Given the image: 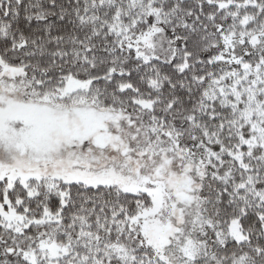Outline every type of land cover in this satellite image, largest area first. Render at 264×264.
Returning a JSON list of instances; mask_svg holds the SVG:
<instances>
[{
  "label": "snow or ice",
  "instance_id": "1",
  "mask_svg": "<svg viewBox=\"0 0 264 264\" xmlns=\"http://www.w3.org/2000/svg\"><path fill=\"white\" fill-rule=\"evenodd\" d=\"M0 264H264V0H0Z\"/></svg>",
  "mask_w": 264,
  "mask_h": 264
}]
</instances>
